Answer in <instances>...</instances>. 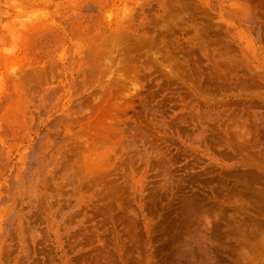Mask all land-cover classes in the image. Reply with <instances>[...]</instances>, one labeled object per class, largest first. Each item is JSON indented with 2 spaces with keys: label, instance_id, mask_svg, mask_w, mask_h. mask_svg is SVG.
<instances>
[{
  "label": "rangeland",
  "instance_id": "374dc122",
  "mask_svg": "<svg viewBox=\"0 0 264 264\" xmlns=\"http://www.w3.org/2000/svg\"><path fill=\"white\" fill-rule=\"evenodd\" d=\"M0 264H264V0H0Z\"/></svg>",
  "mask_w": 264,
  "mask_h": 264
},
{
  "label": "bare ground",
  "instance_id": "6f19581e",
  "mask_svg": "<svg viewBox=\"0 0 264 264\" xmlns=\"http://www.w3.org/2000/svg\"><path fill=\"white\" fill-rule=\"evenodd\" d=\"M128 20V19H127ZM117 23V22H116ZM126 23V22H125ZM110 24V23H109ZM120 25H121V23H119ZM127 25H129V24H127ZM119 26V25H118ZM128 27V26H127ZM124 28H125V26H124ZM121 34V33H120ZM121 36H122V34H121ZM123 36H124V34H123ZM127 36V35H126ZM126 36H124V37H126ZM133 38V37H132ZM120 41V40H119ZM122 41V40H121ZM108 49V48H107ZM98 51V50H97ZM101 51V50H100ZM130 53V52H129ZM134 63H135V60H134ZM152 64V63H151ZM148 65V64H147ZM146 65V66H147ZM151 67V66H150ZM130 68H131V66H130ZM133 68V67H132ZM152 69H153V67H151ZM136 69V68H135ZM149 70V68L146 70L145 68H144V71H148ZM262 122V121H261ZM263 123V122H262ZM99 158V157H98Z\"/></svg>",
  "mask_w": 264,
  "mask_h": 264
}]
</instances>
